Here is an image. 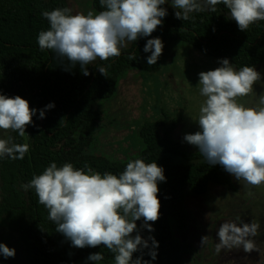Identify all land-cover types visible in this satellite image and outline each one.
I'll return each mask as SVG.
<instances>
[{
    "label": "clouds",
    "instance_id": "clouds-1",
    "mask_svg": "<svg viewBox=\"0 0 264 264\" xmlns=\"http://www.w3.org/2000/svg\"><path fill=\"white\" fill-rule=\"evenodd\" d=\"M169 0H100L98 14L89 10L72 13L69 7L43 11L50 29L37 37L39 48L53 50L62 61L65 71L80 66L84 76H89L88 65L107 61L121 55L126 42L150 37L163 18L168 15ZM223 4L236 22L238 29L246 32L250 25L264 21V0H171L175 18L188 21L191 13L215 12ZM164 44L159 37L148 39L143 51L149 66L156 65L163 54ZM135 60V54L129 57ZM219 67L198 73V86L204 102L199 109V130L186 133L183 141L198 149L211 166L220 165L245 186L264 185V92L259 96L253 85L261 82V73L255 66L236 70L229 59L218 60ZM107 78V68L98 67ZM264 86V83H262ZM255 97V106L246 107L239 98ZM54 102L42 109L32 108L20 97L0 94V130L26 135V127L33 125V117L46 118V111ZM12 137L0 138V159L22 160L29 152L27 143H10ZM158 182H166L164 169L154 161L130 160L117 176L103 174L85 164L76 168L71 162L61 167L51 162L42 174L21 187L34 189L38 203L48 210V219L56 225L70 246L77 249L103 245L114 254V264H151L157 259L158 241L154 236L144 238L141 229L154 231L152 224L160 216ZM253 193L249 192L251 196ZM137 226V221H141ZM135 233V234H134ZM134 234V235H133ZM217 235V254L222 249L243 248L246 253L260 251L253 237L261 235L260 222L245 223L240 216L223 222ZM208 236L201 238V247ZM145 249L150 260H144ZM140 255L133 258V254ZM15 249L0 243V255L5 259L15 257ZM104 259L102 252L89 254L87 261Z\"/></svg>",
    "mask_w": 264,
    "mask_h": 264
},
{
    "label": "trees",
    "instance_id": "trees-1",
    "mask_svg": "<svg viewBox=\"0 0 264 264\" xmlns=\"http://www.w3.org/2000/svg\"><path fill=\"white\" fill-rule=\"evenodd\" d=\"M94 6L99 11L105 10L100 0H94ZM64 7H69L67 0H0V94L18 95L36 109L51 102L55 104L46 111V118L39 119V113L33 117L34 124L24 137L11 131L3 138L11 136L10 143H27L30 147L22 160L0 159V220L19 233L32 264H83L80 260H87L95 252L103 253L101 264H111L114 254L103 245L71 247L55 231L56 225L48 219V210L38 203L34 189L25 191L21 185L42 174L51 162H56L58 167L71 162L76 168H83L87 163L96 172L118 176L130 160L155 161L164 169L166 177L158 192L160 216L154 222V237L159 247L156 260L151 261L147 249L143 258L151 264H180L183 254L191 247L185 234L187 192L204 194L210 183L235 189L231 175L220 165H209L198 150L182 149L172 135L178 119L166 114L162 119L142 125L140 136L145 148L137 157L114 162L102 155L86 153L101 119L95 103L113 96L119 75L127 69L158 70V62L147 64L151 53L143 51L147 40L155 37L163 43L185 42L208 55L227 58L238 70L243 66L256 68L264 63V21L242 32L223 4L217 5L215 12L191 13L188 21L175 18V10L165 4L162 7L167 8L168 15L150 37L132 41L131 48L119 57L89 64L91 74L84 76L79 65L65 71L62 64L67 61L58 58L53 50L42 51L37 42L39 33L50 29L41 13ZM132 54L135 60L129 59ZM98 67L107 68V78L99 73ZM170 155L180 156L184 161L175 163ZM174 228L182 239L175 237ZM139 255L134 253L133 258Z\"/></svg>",
    "mask_w": 264,
    "mask_h": 264
},
{
    "label": "rangeland",
    "instance_id": "rangeland-1",
    "mask_svg": "<svg viewBox=\"0 0 264 264\" xmlns=\"http://www.w3.org/2000/svg\"><path fill=\"white\" fill-rule=\"evenodd\" d=\"M67 3L73 14H87L89 10L94 15L100 12L94 6V0H67ZM170 3L171 0L167 4ZM163 44V54L157 61L158 70L150 72L127 69L119 75L113 96L95 103L101 119L94 141L86 153L102 155L114 162H125L137 157L145 148L140 136L142 125L146 121L162 119L165 114L178 119L172 135L181 148L190 152L198 150L182 142L184 134L199 130L196 122L205 98L200 95L198 73L219 67L218 60L222 58L208 55L181 41H167ZM131 46L132 42H126L121 52L129 50ZM98 61L99 58L90 65ZM232 65L238 70L233 63ZM255 69L261 73V82L253 85L254 92L259 96L264 92V63ZM254 101L255 97L251 100L239 98V102L245 103L246 107L255 106ZM30 126L26 127V134ZM9 133L11 131L0 130V138ZM170 158L175 163L184 161L180 156L170 155ZM231 177L235 189L210 183L204 194L187 192L185 208L188 224L185 234L191 247L183 254L180 264H264V185L246 187L243 181L238 182L232 175ZM162 185L163 182H158L159 190ZM249 192L253 194L249 196ZM237 216L245 223H251L252 220L260 222L261 235L253 237L260 251L246 253L241 247L222 249L217 254L215 246L219 242L217 231L220 225L226 221H234ZM136 223L139 227L142 220ZM149 223L154 231L149 233L147 229H141L144 238L156 234L154 223ZM174 232L178 240L182 239L177 229L174 228ZM203 236H208V242L201 247ZM0 243L14 248L16 252L15 257L7 259L0 255V264H32L26 257L19 233L12 230L3 219L0 220ZM80 263L97 264L87 260H80ZM111 264H114V260Z\"/></svg>",
    "mask_w": 264,
    "mask_h": 264
}]
</instances>
